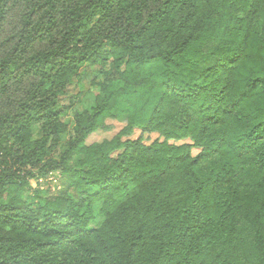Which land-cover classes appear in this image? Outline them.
I'll return each mask as SVG.
<instances>
[{"label":"trees","instance_id":"16d2710c","mask_svg":"<svg viewBox=\"0 0 264 264\" xmlns=\"http://www.w3.org/2000/svg\"><path fill=\"white\" fill-rule=\"evenodd\" d=\"M0 264H264V0H0Z\"/></svg>","mask_w":264,"mask_h":264},{"label":"rangeland","instance_id":"374dc122","mask_svg":"<svg viewBox=\"0 0 264 264\" xmlns=\"http://www.w3.org/2000/svg\"><path fill=\"white\" fill-rule=\"evenodd\" d=\"M97 69H98L97 67H93L89 71H86L88 74L86 78H83L81 82L71 84L68 87L69 96L64 98L62 100V103L67 105L69 101H75V105L73 106V109L69 112L67 116L69 119H71L74 112L89 108L93 104V98L99 92L98 82L102 80V76L96 73ZM78 91H80V93L76 98ZM68 118L67 120H69ZM106 123L110 125L109 128L107 129L101 128L95 130L88 136L86 141L90 143L93 141H100L103 138H109L124 125V122L116 119H107ZM37 129L38 126H35L33 129L34 130L33 136L37 135ZM139 135H140V131L138 129H135L132 134V137H137ZM155 137H156L155 133L143 134V138H145L146 141L152 140ZM197 152L198 149H192V154H196ZM30 184L32 187H39V188L45 187L52 189L55 188V190H58L61 184V176L57 171H55L44 177L41 176L37 179H32L30 181ZM102 218L103 217L97 213V209H96L95 218L91 222L90 226L92 227L97 226L102 220Z\"/></svg>","mask_w":264,"mask_h":264}]
</instances>
